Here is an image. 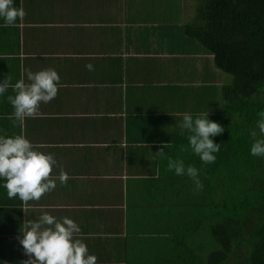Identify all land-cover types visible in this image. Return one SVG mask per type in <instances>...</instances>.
Listing matches in <instances>:
<instances>
[{"label": "crops", "instance_id": "crops-1", "mask_svg": "<svg viewBox=\"0 0 264 264\" xmlns=\"http://www.w3.org/2000/svg\"><path fill=\"white\" fill-rule=\"evenodd\" d=\"M193 5L13 0L25 14L15 26L0 27V81L11 85L26 69L51 68L59 83L56 97L15 127L8 119L12 108L0 97V134L22 135L36 150L54 154L58 167L50 177L62 167L68 179L26 204L0 188V264L28 259L19 229L42 211L77 223L76 238L96 264H149L166 237L173 241L166 215L172 228L179 225L174 204L190 193L182 184L189 189L192 182L166 171L167 159L197 167L188 133L180 135L177 125L184 113L194 119L207 113L216 122L228 86L213 54L187 32ZM11 94L9 87L4 95Z\"/></svg>", "mask_w": 264, "mask_h": 264}, {"label": "trees", "instance_id": "trees-1", "mask_svg": "<svg viewBox=\"0 0 264 264\" xmlns=\"http://www.w3.org/2000/svg\"><path fill=\"white\" fill-rule=\"evenodd\" d=\"M193 10L188 34L233 81L222 87L215 161L202 165L196 158L203 194H181L183 202L174 204L179 225L172 228L166 215V236L174 239L165 236L164 253L148 262L264 264V157L249 155V133L264 110V0H194ZM189 189L182 184V192Z\"/></svg>", "mask_w": 264, "mask_h": 264}, {"label": "clouds", "instance_id": "clouds-1", "mask_svg": "<svg viewBox=\"0 0 264 264\" xmlns=\"http://www.w3.org/2000/svg\"><path fill=\"white\" fill-rule=\"evenodd\" d=\"M24 14L22 8L13 6V0H0V27L15 26ZM84 67L88 71L93 70L91 64ZM58 83L59 76L51 68L37 72L26 69L11 85L6 78L0 81V97H4L12 108L8 116L12 126L22 125L26 118L37 116L40 105H46L56 97ZM9 87L13 94L5 97ZM257 117L256 130L249 133L253 137L249 155L264 157V110L258 111ZM177 126L180 135L188 133L187 147L202 165L215 161L214 154L220 150V145L211 137L223 132L218 123L210 121L207 113L195 119L192 114L184 113ZM180 150H185L183 145ZM158 153L163 157V152ZM54 167H58L54 154L36 150L22 135L0 134V188L8 199L15 197L26 204L38 201L43 194L52 191L57 181L63 186L68 179L67 173L61 167L58 175L50 177ZM166 171L187 177L194 192L203 187L199 170L191 164L185 165L182 159L168 157ZM22 225L17 240L28 257L24 264H96V257L89 254L86 245L76 238L80 228L71 218H57L42 211L35 221L27 220Z\"/></svg>", "mask_w": 264, "mask_h": 264}, {"label": "rangeland", "instance_id": "rangeland-1", "mask_svg": "<svg viewBox=\"0 0 264 264\" xmlns=\"http://www.w3.org/2000/svg\"><path fill=\"white\" fill-rule=\"evenodd\" d=\"M222 78H223V81L222 82L224 83V85H227V84L228 85H231L232 84L233 78L230 75H228V74L223 73V72L220 71V79H222ZM189 191H190V194H191L192 191L190 189H189ZM197 194H200V191H198ZM182 204H183V206L181 207V210H182V212H184V210H187V209L184 208L185 203H182ZM203 242H206V241L203 240ZM206 243H210L209 242V239L207 240ZM164 245H165V242H164ZM160 251H161V249H160ZM163 253H164V251H163Z\"/></svg>", "mask_w": 264, "mask_h": 264}]
</instances>
